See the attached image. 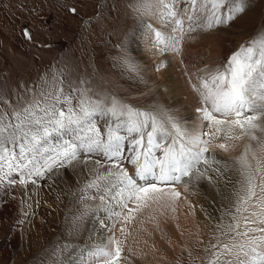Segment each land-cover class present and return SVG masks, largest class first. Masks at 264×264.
I'll return each instance as SVG.
<instances>
[{"label": "rangeland", "instance_id": "obj_1", "mask_svg": "<svg viewBox=\"0 0 264 264\" xmlns=\"http://www.w3.org/2000/svg\"><path fill=\"white\" fill-rule=\"evenodd\" d=\"M185 2L186 0L178 2L175 10L177 12L180 10L179 15L181 9L183 11L185 9L183 6ZM137 3L138 0H0V123L5 129L3 137L0 138V155L12 153L15 156L20 155L19 145L23 134L18 133L14 143L10 138V134L17 132L14 126L19 123L15 118V111L26 107V102L30 101L35 93L50 86L53 81L59 82L65 93L74 96L78 93H72V87H91L94 93L115 95L141 109H147L149 106H156L157 110L162 108L156 101L157 97L152 94L157 86L160 91L164 90V84H167L165 81L167 75L162 64H153L155 59H148L149 64L146 65L153 64L151 76L141 73L134 66L137 60L132 44L137 37L135 31L138 23L148 20L147 24L151 26L150 28L157 27L153 18L143 20L136 13V10H142L138 9ZM235 3L237 0H224L220 12L223 15L228 14L229 6ZM242 6V12L232 13L234 19L231 21L211 29L198 27L206 32V36L204 34L198 40L201 47H193L189 50L193 66L191 68V63L186 66L191 68L199 81L201 78L207 79L204 76L205 72L209 71L208 75L211 76L218 69L222 71L227 58L242 46L246 48L251 44L258 50L261 37H264V0H242ZM196 7L197 10L200 9V0ZM71 9H75V12ZM186 26L189 28L190 23ZM25 31L30 34L31 39L25 37ZM183 39L188 40L185 36ZM253 41L256 43L253 44ZM140 43L146 53L152 46L150 39ZM191 46H195V43L192 42ZM180 48L181 53L183 48L181 46ZM167 52L169 54V51ZM179 52L174 53L178 56ZM150 56L151 53H148L147 57ZM171 56L172 54L168 58L169 65L173 67L176 63L177 66L175 65L169 74L189 83L190 79L184 74V67L178 66L181 63L175 60L176 57ZM81 80L86 83L82 85ZM193 87L196 88V97L199 98L198 86L192 84ZM181 100L186 101V97H181ZM73 103L75 104L76 101L73 100ZM195 105L196 110L188 109L187 115L176 120L180 128L187 130L186 127H189L195 130L201 126L200 132L205 129L211 132L210 126L201 119V113L197 111L202 106L200 98ZM96 121L98 127L104 126L99 124L98 119ZM237 131L239 133V129ZM222 136L223 133L220 139ZM249 140L251 143L254 142L253 139ZM240 141H244L240 148L243 149L247 142L245 135L240 134ZM126 146L130 149V146L124 142V151ZM3 149H7V152H3ZM28 153L26 147L25 155ZM81 153L77 158L78 161L80 159L86 163L100 161V164L108 161L102 155L100 157V154L81 155ZM206 155H214L220 160L227 161L229 166L239 160L232 152H224L214 146L209 148V153ZM254 155L256 159H253V156L251 159L256 164V161H259L262 167L258 174L256 171L252 174L254 173L255 177L264 176L262 171L264 163L257 153ZM77 160L71 164L53 167L51 171H45L43 178L37 176L30 180L26 177V170L23 167L13 170L10 174L6 167L0 173L3 174L2 182L0 180V264H40L42 261L39 260L53 247L55 249L49 255V262L73 264V259L80 256L77 264H89L90 258L94 261L98 260L96 256L88 255L90 250L98 247L95 244L103 240V244L100 242L101 246L107 245L108 248H112L110 242L113 239L120 242L119 264H209L212 253L216 251L213 245L218 247L228 245L227 238L231 240L232 236H239L227 231L230 221L228 217L223 219L220 217L215 227L207 228L206 231L201 222L197 225L198 228L196 226L197 230L183 229V214L194 215L186 216L189 219L196 218V211L200 210L202 198L207 197L202 193H198L200 196L198 195L197 198L191 197L190 192L184 188L190 186L187 187V184L180 189L165 187L163 194H155V198L149 200L146 206L134 211L131 214L133 218L125 222L124 217L128 215V211L118 203L119 196L116 200H112L111 197L108 198L110 195H107L105 190L107 199L102 203L98 199L97 188H89L88 181L82 184L80 180L76 184L65 178L64 171H77L78 168L75 166ZM124 161L126 158L119 160L118 162L121 163L118 164L128 170L130 165H126ZM219 167L223 169L224 165ZM132 170L135 171L134 167ZM230 170L228 167L225 169L227 173L225 171L215 173L220 177L228 174ZM210 172L208 175H215L214 172ZM107 177V183L101 185H107L113 179L112 176L107 175ZM22 179L23 183H21ZM3 186L5 190L2 189ZM173 191L178 193L180 191L178 198L172 195ZM190 199L193 206L189 203ZM28 200L30 202L22 203ZM234 202L235 196L225 208L231 210ZM108 204L113 205L114 212L121 215L119 217L109 215L106 211ZM128 207L136 208L135 202H128ZM82 211H88V215L84 218L86 223L89 222V229L95 226L96 228L93 236L88 230V236L79 239L68 234L65 226L71 218H75ZM218 224H222V227H218ZM244 226L245 224H240L238 229L240 233ZM96 232L100 235L97 236ZM65 244L69 245L67 250L64 249ZM138 252L140 254L137 258ZM101 262L96 264H104V261Z\"/></svg>", "mask_w": 264, "mask_h": 264}, {"label": "snow or ice", "instance_id": "obj_2", "mask_svg": "<svg viewBox=\"0 0 264 264\" xmlns=\"http://www.w3.org/2000/svg\"><path fill=\"white\" fill-rule=\"evenodd\" d=\"M155 3L160 5L162 18L165 21L171 20L177 32L182 33L184 23L177 18L174 11L175 0H155ZM191 3L195 9L198 0H191ZM223 4L224 0H200L201 12H206L207 15L200 17L201 23L198 26L211 29L234 19L232 13L243 11L242 0H237L235 5L229 6L228 14L223 15L219 11ZM137 7L148 13L153 7V0H138ZM71 11L75 12V9ZM195 19L194 11L189 20L192 22ZM24 35L31 39L27 31ZM154 35L156 43L163 46L162 51L179 52L181 35L165 36L160 31H155ZM80 83L83 85L86 82L81 80ZM72 93L78 95L65 93L64 88L56 81L35 93L31 100L26 102V107L15 111V118L19 123L14 126L17 132L10 134V138L14 143L16 135L23 134L19 159H26L25 145L27 151L33 153V159L29 160L33 166L27 171L29 178L33 175L43 178L45 171L71 164L81 152L103 155L106 160L112 162V166L106 170V175L112 176L113 179L107 185H98L96 180H93L88 187L97 188L98 199L102 202L106 199L105 190L112 200L119 196L118 203L128 211V215L124 217L127 222L133 218L131 214L146 206L149 200L155 198V194L164 193V188L158 187V184H189L191 179L185 180V177L200 179L207 176L212 180L214 177L208 175L209 171L223 173L229 167L228 162L214 155H206L212 141H218L221 133L224 140L239 139L240 134L247 135L249 139H257L258 145L264 148V140L253 134V130L257 128L264 132V127L257 123L260 117L264 116V37H261L258 50L251 44L246 48L242 46L227 58L222 71L218 69L209 78H201L198 93L202 107L197 111L201 113V119L208 123L211 132L205 129L203 132L188 133L180 128L174 118L161 115L165 109L157 110L156 106L141 109L115 95L94 93L91 87H72ZM73 100L76 101L75 104ZM98 116L108 117L115 126L108 123L106 130L102 132L95 119ZM4 130L3 124L0 123V138L3 137ZM121 130L127 135H122ZM52 137L57 138L59 142L53 144L50 139ZM126 140L129 141L132 151L128 159L135 169L134 175H130L116 163L123 158ZM216 147L227 151L226 143H217ZM154 150H159L162 156H156ZM2 151L7 152V149ZM248 151H251L250 146L235 165L241 176V179L236 181L239 187L234 192L235 202L231 210L222 212L221 218H230L228 232L245 237H248L249 232H259L260 235L249 237L242 244L219 247L213 245L216 251L212 253L209 264H264V250H261L264 249V229L246 228L243 233L238 231L241 221L248 223L251 220L264 224V176H260L257 181L249 171L252 165L248 161ZM45 153L48 155L45 156ZM36 155L43 160L42 165L33 162ZM5 158L0 155V160ZM15 158L14 153L10 154V162L7 165L9 174L14 168H27L26 164L13 165L11 160ZM253 159H256L255 155ZM96 163L99 165L101 162ZM201 165L205 167L201 168ZM220 165H224V168L219 167ZM261 167V163L257 161L256 173L260 172ZM2 172L3 169L0 168V173ZM2 179L3 176L0 175V180ZM96 179H101L99 173ZM23 182L22 179L21 183ZM228 183H231L230 178ZM172 195L178 198L180 194L173 191ZM128 202H135L136 208H129ZM113 208V205L108 204L106 211L109 215L119 217L121 214L114 212ZM87 215V211L79 212L73 220L72 230L79 232L83 218ZM217 226L222 227V224ZM121 231L123 232V229ZM110 243L112 248L107 245L98 246L90 250L89 254L97 259L103 258L104 264H119L120 242L113 239ZM68 247L69 245H64L65 250ZM228 256L237 258L226 259ZM239 256H243V260L239 259Z\"/></svg>", "mask_w": 264, "mask_h": 264}, {"label": "bare ground", "instance_id": "obj_3", "mask_svg": "<svg viewBox=\"0 0 264 264\" xmlns=\"http://www.w3.org/2000/svg\"><path fill=\"white\" fill-rule=\"evenodd\" d=\"M178 2H179V0H175V4H174V11L175 12H177V10H175V9H176V7L178 5ZM185 3L186 4L183 5L185 7L184 11L180 8L181 11H182L181 14L179 15V13H178L180 10H178V12H177V18L180 19V20H182L183 23H184V27H183L184 30H183L182 33H178L177 32L175 26L171 23V20L165 21V19L162 18L160 5L158 3H155V0H153V7H152V9H151L150 12L144 13L143 10H136V13H138V15L143 20L144 19L146 20L148 18L149 19L153 18L154 21L156 22L155 24H157V27L156 26H152L153 29L150 28L151 26H149V24H147L148 23V20L146 22L145 21L139 22L138 23L139 24L138 25V28L135 31V34H136L137 37L135 38V40L133 41V44H132V50H133V53L136 54V58L135 59L137 60V62H135V65L134 66H135V68H137L138 71H140L143 74L145 73L148 76H151L153 74V71H152V67L153 66L152 65L153 64H162L164 73H165V75H167V77L165 79V81H166L167 84H164V86H165L164 87V90H160V91H158V86H157L154 89L155 92L152 93V94L155 97H157L156 98L157 103L163 109L166 110L163 113H161V115L162 116H165V117L170 116V117L174 118L175 120H179L180 117L187 115L188 109L189 110H191V109H195L196 110V108H197L196 105H195V103L197 102V100L199 98L196 97V88L193 87L195 89V90H193L192 84L193 85L195 84L196 86H198V88H200V81H199V79L191 71V68H192L193 64L191 63V58L192 57H191V55L189 53V50L191 48H193V47L194 48L201 47L200 46L201 43L199 44L198 43L199 42L198 40H199V38L202 35L205 34V36H206V32L203 31V30H201V29H198V27H199L198 25L201 23L200 17L202 15H207V13L206 12L201 13V9L197 10L198 8L195 7V9L197 8L196 9L197 12H196L195 9H194V7H193V5H192V3H191V0H186ZM197 5H198V3H197ZM194 11L197 14V15L195 14L196 15V19L194 21L190 22L189 17L192 16V14H193ZM138 15H137V17H138ZM189 23H192L191 24V28H190V26H189V28H187L188 26H186V25H189ZM191 29H195V30H191ZM148 31H150V32H148ZM155 31H160L165 36L181 35L183 37L185 36L186 38H188L189 41L188 40L185 41L183 39V37H182V41L181 42H183V43H180L179 44V49H181L180 46L183 48V50H182L183 54H181L182 52L181 53L179 52V55L176 56V53H174L171 50H169V54H167L168 53L167 51H162L161 49H162L163 46L162 45H158L156 43V38H155V35H154V32ZM185 31H186V33H185ZM148 39H150L152 46H150L148 48L149 50L146 53L145 49H142V47H141L142 44L140 42H145ZM212 41H214V40L212 39ZM192 42L195 43V46H191V43ZM148 53H151V56L150 57H147L148 56ZM163 53H165V54H163ZM170 54H172L171 57H176L175 60L176 61H179L181 63V65H178V66L184 67L183 71H184V74L185 75L186 74L188 75V78L190 79L189 80V83L188 82H183L182 80H180V77H178V76H174V75H170L169 74L170 71L171 72L173 71V69L175 68V65H176V63L174 64L173 67L171 65H169L168 58H170L169 57ZM184 55H186V57H184ZM166 56H167V58L164 59V57H166ZM150 58L155 59V62L153 64H151V65H146V64H149L148 59L150 60ZM189 63L192 64L191 65V68L190 67L187 68V66H186ZM211 72H214V71H211ZM208 74H209V71H208V73L205 72V75L204 74L203 75L208 78V77H210V75H208ZM184 80H185V78H184ZM159 87H161V86L159 85ZM181 97H186V101H182L181 100ZM95 119H98V121L100 122L99 124H103L104 125V126L101 125V129L104 130V131L106 130V127H107L108 123H112V121H110L108 117H100V116H98V117H95ZM186 119H188V118H186ZM257 123L259 125H261V127H264V116L260 117V119L257 121ZM112 126L114 127L115 125L112 123ZM99 127H100V125H99ZM186 129H187V132L188 133H196L195 131L200 132L202 130V127L201 126H198V128L195 129V130L194 129H190L189 127L188 128L186 127ZM122 133H126V132H124L123 130H121V134ZM237 133H238V131H237ZM253 134L258 139L264 140V132H262L259 128L253 130ZM65 138H69V137H65ZM50 139H51V142L53 144H56V143L59 142L58 139L55 138V137H52ZM245 141H247V142H245L246 143L244 145L245 147L243 149H240L243 146V142H244V141H240V138L239 139L224 140V138L222 136V139H219L218 141L215 140L212 143V147L214 146V148H215L217 143H221V142L222 143H226L227 144V151L232 152L233 156H236L239 159L245 153L246 148H248L250 146L251 151H248V161L252 165V169H250L249 171L253 172V171H255V168H256V165L257 164L251 159V156H253L254 153H257L259 155V158L262 160V163H264V148H261V149L259 148V145H257L258 144L257 143V139H253L254 142L251 143V141L249 140V137L247 135H245ZM22 142L23 141H21V143ZM125 142H126V145H129V141L128 140H126ZM21 143H20V145H21ZM26 147H27V145H25V148ZM238 147H239V150L240 151L239 150L237 151ZM216 148H218V147H216ZM124 149H125V147H124ZM256 149H258V151ZM154 151H156V153H155L156 156H162V153L159 150H154ZM223 151L225 152V150H223ZM82 154H84V155H91V154H94V153L87 154V153H83L82 152L81 155ZM44 155L47 156L48 153H45ZM131 155H132V153H131L130 149H128V147L126 146V150L124 151V155H123V160H125V158H126V161H124V162L126 163V165H130V168L127 171L128 172H131L130 175H134V174H132V173H134V171L132 170L133 169V166L131 165V163H128L129 162V159L128 158ZM4 156L6 158L4 160H0V168H2L3 171L6 169L8 163L10 162V160H9V156L10 155H4ZM15 157H16L15 159H12L11 160V163L12 164H15V165L16 164H19V165H25L26 164L27 165V168H24V169L26 170V177L29 178L28 175H27V171H28V169L32 168V166H33L31 163H29V160H32L33 159V153L32 152H29L26 155V159H24V160L19 159V156H17V155ZM100 157H101V154H100ZM102 157H103V155H102ZM33 162L34 163H39L41 165L43 164V160L41 159V157L39 155H36L35 156V159H34ZM116 163H119V162L117 161ZM235 165H236V163L234 161V163L229 166V168L231 170L228 171V174H226L227 172L225 171L226 172L225 173L226 174L225 176L217 177L218 174H216L214 172L215 175H212L211 174V176L214 177V179H212V180H209L207 178V176L205 178L203 177V178H200V179H197V180L194 179V178H191L193 182L187 184L186 185L187 187L189 185L190 186L188 188L184 187L185 190L190 192L189 194H191V197L197 198L198 195H199L198 193L205 194L204 196L205 197L207 196V197L204 198L202 196L203 197L202 198L203 201L201 200V202H200V207H199L200 210H198V209H197V211L195 210L196 211V218L194 217L193 219H189L186 216H188V215L194 216V215H192V214H183V224H182L183 229H185L186 231H192L193 229H196V226L199 224V222H201L202 224H204V230L205 231H206L207 228L210 229L212 227H215V224L220 220V217H221V214H222L223 210L226 209L225 207L234 198V196H235L234 195V192L239 187V185L236 183V181L239 180V179H241V176H240L239 171L235 167ZM75 166L78 168L77 169L78 172L77 171L74 172L73 170H66V171H64L65 172V178L67 180H70L71 183L73 181L74 183L76 182V184H77L78 182H80V180H82L80 183L83 184L84 182L88 181V184H89L93 180H96V183L98 185H101V184H104L107 181V178L108 177L106 175V170L109 169L112 166V162L111 161H107L105 164H99V165H97V163H95V161H88L86 163V162H83V160L80 159L76 163ZM16 169L18 170V168H14L13 170L16 171ZM262 171H264V170H262ZM98 173H99V175L101 177V179H99V180L96 179ZM221 175H223V174H221ZM5 178H7V177H5ZM35 178H37V176L33 175L29 179L31 180V179H35ZM111 178H113V177H111ZM186 178L187 177H185L184 179H186ZM229 178L231 179V183H228V179ZM256 178H257V181H258L259 180V176L256 177ZM186 180H189V179H186ZM1 182H2V180H1ZM138 183H140V181H138ZM183 185H184V183L181 182L179 184H175V185H172V186H170V185L161 186V185L158 184V187H162V188H165V187H175L176 188L177 187V188L180 189V187L181 186L183 187ZM193 185H196V186L194 187ZM89 188H94V187H89ZM2 189L5 190V187L2 188ZM191 189L194 190V191H192ZM85 191H87V190H85ZM167 192H168V190H167ZM179 193H180V191H179ZM109 197H111V196H108V198ZM25 199H27V197ZM117 200H119V199H117ZM189 201H190L189 202L190 205L193 206L192 200L190 199ZM26 202H30V200L23 201L22 203H26ZM102 203H104V202H102ZM113 203H114V201H113ZM183 203H184V205L186 204L185 202H182V204ZM196 203H198V202H196ZM87 208H91V207L90 206H87ZM88 210H90V209H88ZM73 220H74V218H71L69 220V223L65 226V228H67V230H68V232H67L68 234L70 233L74 237H78L79 239H82V238L88 236V230H90L89 233H91L92 236L94 235L96 226L93 227V228L90 227V229H89V226H88V223L89 222L86 223V219L85 218H83V224H82V227L80 228L79 232H76V231L72 230L73 229ZM77 222L79 223V221H77ZM241 224H245V226H244V228H243V230H242L241 233H243L246 228H252L253 227V228L264 229V224H257V223H255L254 221H251V220L248 223H245L244 221H241ZM197 228H198V226H197ZM101 232H103V231H101ZM203 232L204 231L202 230L201 233L203 234ZM96 234H97V236L100 235V233L98 234L97 232H96ZM258 235H260L259 232H255V233L249 232L248 237H245L243 235H239L238 237L232 236L231 240H229L228 238L226 239V243L229 246H232L233 244H242V243H245L249 237L258 236ZM102 241L100 240V242L103 244ZM100 242H98L95 245L101 246ZM54 249H55V247H53L50 250H48V253H45L44 252L45 254H44L43 258H41L39 260L40 262L41 261L42 262L41 263L39 262V263L40 264H58V263L61 264L60 262H54V261L49 262V260H50V256L49 255H50V253ZM261 250H263V249H261ZM60 251H62V250H60ZM139 254H140V252L137 253V258H138V255ZM88 255H89V253H88ZM141 256H142V254L140 255V259H141ZM88 257H90V256H88ZM79 258H80V256H78L77 258H74L73 259V261H75V264L78 263V259ZM226 258L227 259H236L237 257L236 256H228ZM243 258H244L243 256H239V259L243 260ZM92 261H94V259L90 258L89 264H96L98 262L100 263L101 261H104V260H103V258H101V259H98V260L94 261L93 263H92Z\"/></svg>", "mask_w": 264, "mask_h": 264}]
</instances>
